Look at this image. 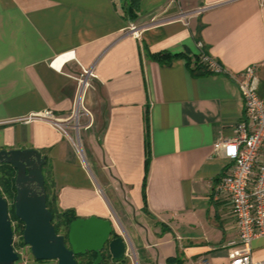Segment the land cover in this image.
I'll use <instances>...</instances> for the list:
<instances>
[{
	"label": "crops",
	"instance_id": "1",
	"mask_svg": "<svg viewBox=\"0 0 264 264\" xmlns=\"http://www.w3.org/2000/svg\"><path fill=\"white\" fill-rule=\"evenodd\" d=\"M128 1L0 0V150H39L59 211L113 222L128 245L109 264H229L234 219L214 190L230 161L214 143L243 116L250 66L264 98V0H139L133 22ZM199 44L222 73L149 57L183 53L193 67ZM72 110L81 155L47 122L21 120ZM251 257L264 260V236Z\"/></svg>",
	"mask_w": 264,
	"mask_h": 264
},
{
	"label": "built area",
	"instance_id": "2",
	"mask_svg": "<svg viewBox=\"0 0 264 264\" xmlns=\"http://www.w3.org/2000/svg\"><path fill=\"white\" fill-rule=\"evenodd\" d=\"M131 30L134 26L130 27ZM199 44L200 62L211 73H222V68L202 50ZM53 60L52 62H54ZM94 78L91 70L82 69L81 77ZM242 96L243 116L234 126L230 138L214 143V150H223L230 165L220 177L214 190L217 200L227 202L234 219L236 237L227 242L231 250L229 264H264L251 257V244L264 236V98L258 94L259 79L256 66L244 70L238 81ZM81 104L78 103V108ZM22 121L42 120L60 132L81 155L75 137L69 128L77 129L78 113L72 110L65 115L44 111L31 114Z\"/></svg>",
	"mask_w": 264,
	"mask_h": 264
},
{
	"label": "water",
	"instance_id": "3",
	"mask_svg": "<svg viewBox=\"0 0 264 264\" xmlns=\"http://www.w3.org/2000/svg\"><path fill=\"white\" fill-rule=\"evenodd\" d=\"M46 157L39 150H0V165L15 171L14 214L24 224L23 243L36 261L77 264L76 256L96 253L93 264H101L107 250L114 261L126 255L127 241L118 236L111 220L77 218L70 222L66 235L57 234L47 208L42 168ZM19 259L13 248V231L7 199L0 193V264H15Z\"/></svg>",
	"mask_w": 264,
	"mask_h": 264
},
{
	"label": "trees",
	"instance_id": "4",
	"mask_svg": "<svg viewBox=\"0 0 264 264\" xmlns=\"http://www.w3.org/2000/svg\"><path fill=\"white\" fill-rule=\"evenodd\" d=\"M138 4H139V0H129L128 3L125 5L124 14H125V17L129 21L133 22L137 19L138 17L137 12L139 9ZM149 57L153 61H156L162 65L170 64L171 61L175 58H184L187 61V67L190 69L191 73L194 76H203V75L210 73L207 70V68L200 62L199 54L195 56V63L193 67L191 66V59L183 53L172 54L171 52H168V51H161L157 53H150ZM145 123H146V154H147L148 152V141H147L148 139V131H147L148 130V117H147V114L145 116ZM147 167H148V157L146 156V159L144 162V177L142 181V197L144 201H145V178H146ZM45 168H46V164L43 166L42 172H43L44 187H45V192H46V204H47L48 210L52 214L51 223L57 234L66 235L70 222L77 219V217L71 211H59L55 207L54 196L51 195L50 186L47 181V177L45 175ZM15 175H16V171L12 166L8 164L0 165V193L2 196L8 198L9 200H12L13 203H14V198L16 195V189L14 186ZM13 203H12V218L17 222L16 230L18 231V233L22 235L24 224L21 220H19L15 216ZM21 243L22 245H24L23 238H22ZM102 257H103V260L101 264H109L110 260H112L107 250L103 251ZM75 258H76L77 264H93L94 260L96 259V253H86L85 255H78Z\"/></svg>",
	"mask_w": 264,
	"mask_h": 264
},
{
	"label": "rangeland",
	"instance_id": "5",
	"mask_svg": "<svg viewBox=\"0 0 264 264\" xmlns=\"http://www.w3.org/2000/svg\"><path fill=\"white\" fill-rule=\"evenodd\" d=\"M108 195L110 198L114 197L113 196V189L107 191ZM6 198V197H5ZM8 211H9V216L12 224V231H13V248L15 252L18 254L19 259L15 264H25L28 260H35L30 252V248L26 246L25 244L22 245V235L18 233L16 230L17 228V222L12 218V200H9L8 198ZM114 201V199H112Z\"/></svg>",
	"mask_w": 264,
	"mask_h": 264
}]
</instances>
